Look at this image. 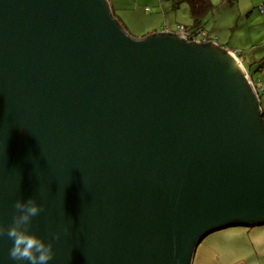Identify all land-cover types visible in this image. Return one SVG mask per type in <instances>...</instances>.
<instances>
[{
	"label": "water",
	"instance_id": "95a60500",
	"mask_svg": "<svg viewBox=\"0 0 264 264\" xmlns=\"http://www.w3.org/2000/svg\"><path fill=\"white\" fill-rule=\"evenodd\" d=\"M205 43L132 38L106 0H0V225L34 197L50 264H191L207 235L263 224L259 102Z\"/></svg>",
	"mask_w": 264,
	"mask_h": 264
},
{
	"label": "rangeland",
	"instance_id": "374dc122",
	"mask_svg": "<svg viewBox=\"0 0 264 264\" xmlns=\"http://www.w3.org/2000/svg\"><path fill=\"white\" fill-rule=\"evenodd\" d=\"M110 1L115 7V15L119 24L129 36L135 39H141L149 35L148 33L152 30H155L154 33L159 32L163 26L169 23L190 26L188 21L183 20L188 19L189 15L187 4L184 1H178V5H176V0ZM211 1L214 8L208 12L203 29L212 38H216L222 46L227 45V48L239 50L255 49L258 48L259 43L264 44V10L261 15L258 14L259 9L264 8V0H236L232 5L226 4L225 0ZM172 2H175V6L170 9ZM174 11L177 13L172 14ZM247 15L249 16L245 19ZM262 55L264 54L262 53ZM263 58L264 56H262V65H264ZM239 60L242 67L246 68L247 66V69L243 67L244 71L251 76L254 75L255 78L252 80L255 88L258 90L262 87V90H264V70L250 69L248 64L240 57ZM259 81L262 82V85L259 84ZM262 96L264 99V91L260 90L259 101Z\"/></svg>",
	"mask_w": 264,
	"mask_h": 264
},
{
	"label": "crops",
	"instance_id": "0c3cea01",
	"mask_svg": "<svg viewBox=\"0 0 264 264\" xmlns=\"http://www.w3.org/2000/svg\"><path fill=\"white\" fill-rule=\"evenodd\" d=\"M106 1L108 3L109 8L112 9L115 13L114 10L115 7L112 5L111 1L110 0H106ZM178 1H183V0H176L177 2L176 5H178ZM174 3L175 2L171 3L170 9H173V7L175 6ZM225 3L230 5L226 0ZM176 13L177 12L174 11L172 14H176ZM258 14L260 15L262 14L261 9H259ZM249 15H247L245 19H247ZM187 18L188 19H183V20H186L191 24L190 16L188 15ZM172 27L174 28L172 29ZM177 27L186 28L188 26H183L182 24L179 23H175V24L169 23L168 25L163 26V28L160 31L163 30L173 31ZM154 31L155 30H152L148 34L154 33ZM199 37L201 39L211 38L217 40L216 38H212L209 35V33L206 32L204 29L199 34ZM213 43L218 45L216 42ZM227 50L233 51L236 54L234 55L235 59L240 62L239 60L240 57V59H242L248 64L250 69H255L259 66L257 68L259 69V71L264 70V65H262L263 64L262 56L264 55L261 56L262 53L264 54V44L259 43L258 48L255 49L252 48L246 50H239L236 48H227ZM258 59L262 60L260 64H258L259 62H257ZM245 69H247V66ZM247 77L252 82H253L252 79L255 78L254 75L251 76L249 74H247ZM259 84L262 85V82L259 81ZM259 108H260V112L262 113V118L264 120L263 96L260 97ZM191 264H264V225H259L255 227H239V226L229 227L207 235L195 247L192 254Z\"/></svg>",
	"mask_w": 264,
	"mask_h": 264
},
{
	"label": "clouds",
	"instance_id": "9594fccd",
	"mask_svg": "<svg viewBox=\"0 0 264 264\" xmlns=\"http://www.w3.org/2000/svg\"><path fill=\"white\" fill-rule=\"evenodd\" d=\"M176 29L175 33L177 35H179L180 29L188 34L186 42L195 40L199 43H205L208 41L207 39L199 38V34L192 39L184 27H177ZM159 32L173 33V31L169 30ZM221 48L224 49L223 47ZM226 51L228 50L226 49ZM228 52L236 55L233 51ZM251 86L258 100V91L261 90L263 92L264 90H262V87L257 90L253 82ZM13 208L14 212L11 223L7 226L0 225V237L6 236L12 242L8 250L9 259L14 264H50L55 255L52 242L46 241L31 230L33 218L39 216L44 210L43 205L38 203L34 197H29L27 199H17L14 202ZM55 238L59 239V234H56Z\"/></svg>",
	"mask_w": 264,
	"mask_h": 264
},
{
	"label": "trees",
	"instance_id": "16d2710c",
	"mask_svg": "<svg viewBox=\"0 0 264 264\" xmlns=\"http://www.w3.org/2000/svg\"><path fill=\"white\" fill-rule=\"evenodd\" d=\"M188 7V12L189 16L191 19V24L189 27H186L185 30L189 32V37H197L198 34H200L203 31V25L206 21V18L208 17V12L214 8V4L211 2V0H183ZM229 4L232 5V3L236 2V0H226ZM111 10V15L117 22V24L121 27L119 24L117 17L112 9ZM122 28V27H121ZM123 29V28H122ZM124 30V29H123ZM177 29L173 30V34H176ZM170 31V30H169ZM200 38V37H199ZM207 42L204 45H210L212 44L211 42H216L218 45L217 47H222L218 40H214L211 38H207ZM219 47V48H220ZM224 49H227V45L224 46ZM261 60H258L259 62ZM259 62L258 64H260ZM258 68V67H257ZM260 91H258L257 96L259 95ZM259 101V100H258ZM259 225H264L263 224H258V225H250L249 227H255ZM232 227H238V226H232Z\"/></svg>",
	"mask_w": 264,
	"mask_h": 264
},
{
	"label": "built area",
	"instance_id": "2783aa9c",
	"mask_svg": "<svg viewBox=\"0 0 264 264\" xmlns=\"http://www.w3.org/2000/svg\"><path fill=\"white\" fill-rule=\"evenodd\" d=\"M263 11V9L261 8V12ZM180 37H182L183 39L188 40V34L183 32L181 29L179 30V33Z\"/></svg>",
	"mask_w": 264,
	"mask_h": 264
}]
</instances>
